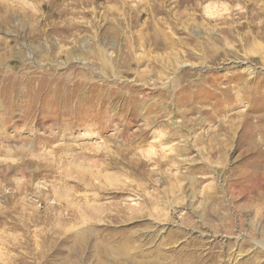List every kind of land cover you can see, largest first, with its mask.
I'll list each match as a JSON object with an SVG mask.
<instances>
[{"label": "rangeland", "instance_id": "rangeland-1", "mask_svg": "<svg viewBox=\"0 0 264 264\" xmlns=\"http://www.w3.org/2000/svg\"><path fill=\"white\" fill-rule=\"evenodd\" d=\"M188 263L264 264V0H0V264Z\"/></svg>", "mask_w": 264, "mask_h": 264}, {"label": "bare ground", "instance_id": "bare-ground-1", "mask_svg": "<svg viewBox=\"0 0 264 264\" xmlns=\"http://www.w3.org/2000/svg\"><path fill=\"white\" fill-rule=\"evenodd\" d=\"M194 1V0H193ZM197 3V2H196ZM197 5V4H196ZM186 263V262H185ZM189 264V263H188Z\"/></svg>", "mask_w": 264, "mask_h": 264}]
</instances>
